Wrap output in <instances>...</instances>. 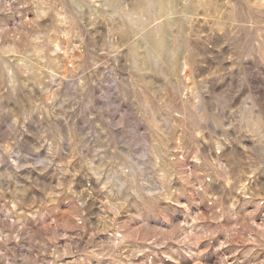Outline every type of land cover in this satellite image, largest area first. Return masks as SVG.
I'll use <instances>...</instances> for the list:
<instances>
[{"label": "rangeland", "instance_id": "1", "mask_svg": "<svg viewBox=\"0 0 264 264\" xmlns=\"http://www.w3.org/2000/svg\"><path fill=\"white\" fill-rule=\"evenodd\" d=\"M158 1L0 0V264H264V0Z\"/></svg>", "mask_w": 264, "mask_h": 264}, {"label": "bare ground", "instance_id": "2", "mask_svg": "<svg viewBox=\"0 0 264 264\" xmlns=\"http://www.w3.org/2000/svg\"><path fill=\"white\" fill-rule=\"evenodd\" d=\"M119 2H120V0H110V3H112L114 5L119 4ZM150 2H152V1H150ZM173 3H174L173 0H159L158 1L159 16H162L166 12V10L168 9V5L173 6ZM170 24L171 23L168 20L165 23L158 24L153 31H149V32H146L143 34V39H144L145 43L147 44V46L145 47V49L143 51L144 53H146V54L153 53L155 56H164L166 53H168V47H169V45H168V37L169 36L168 35H170V28H169ZM171 41H173V40H171Z\"/></svg>", "mask_w": 264, "mask_h": 264}]
</instances>
